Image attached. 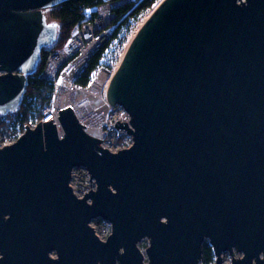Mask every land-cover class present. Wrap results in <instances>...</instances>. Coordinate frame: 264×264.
Segmentation results:
<instances>
[{
	"label": "water",
	"instance_id": "obj_1",
	"mask_svg": "<svg viewBox=\"0 0 264 264\" xmlns=\"http://www.w3.org/2000/svg\"><path fill=\"white\" fill-rule=\"evenodd\" d=\"M65 1L0 0L1 114L56 40L43 10ZM106 97L130 116L114 126L127 148H103L70 106L62 135L39 121L0 147V264H198L205 240L213 264H264V0L160 1ZM78 167L95 183L81 197Z\"/></svg>",
	"mask_w": 264,
	"mask_h": 264
},
{
	"label": "built area",
	"instance_id": "obj_2",
	"mask_svg": "<svg viewBox=\"0 0 264 264\" xmlns=\"http://www.w3.org/2000/svg\"><path fill=\"white\" fill-rule=\"evenodd\" d=\"M141 2L142 0H101L86 8L62 47L48 52L39 77L51 81L54 89L40 121L53 120L59 136L62 135V129L57 112L70 105L60 106L58 98L64 90L70 88L76 94L70 107L87 133L100 139V145L111 152L131 146L132 136L126 130L114 127L116 121L128 124L130 116L121 106L110 105L106 93L109 82L126 53L129 36L144 15L145 11L134 14ZM96 53H99V58L87 84H80L79 79ZM93 88L99 94L96 99L93 98ZM14 113L16 111L0 113V121ZM36 123H30L29 127H35ZM24 130L19 125L10 126L6 132V142L2 143L1 128L0 147L15 142ZM84 171L86 172L85 169ZM74 177L75 168L70 181Z\"/></svg>",
	"mask_w": 264,
	"mask_h": 264
},
{
	"label": "trees",
	"instance_id": "obj_3",
	"mask_svg": "<svg viewBox=\"0 0 264 264\" xmlns=\"http://www.w3.org/2000/svg\"><path fill=\"white\" fill-rule=\"evenodd\" d=\"M157 1L158 0H142L134 14L152 8ZM100 2L101 0H68L52 9L51 19L58 25L56 40L52 45L42 49L41 60L38 64L37 71L28 78L25 97L16 111V119L14 121H7V126L11 124L14 126L19 125L23 130L26 126H29L30 123L40 121L43 116V109L50 103L54 89V85L51 81L39 77V73L43 68L48 52L62 47L74 25L83 17L84 10ZM98 58L99 53H96L91 59L88 68L79 79L78 82L80 84H87L90 73L95 67ZM202 254V262L204 264H211L214 262L215 257L208 243L203 245Z\"/></svg>",
	"mask_w": 264,
	"mask_h": 264
},
{
	"label": "rangeland",
	"instance_id": "obj_4",
	"mask_svg": "<svg viewBox=\"0 0 264 264\" xmlns=\"http://www.w3.org/2000/svg\"><path fill=\"white\" fill-rule=\"evenodd\" d=\"M153 6H152V8H153ZM51 8L53 9L54 7H51ZM152 8L146 10L144 12V14L146 15ZM46 9H48V10H46ZM46 9H44L45 11L43 10V14L45 15L46 22L49 24H56L57 25V23H55V21H53V19H51L52 18L51 17L52 9H50V8H46ZM15 119H16V113L11 114V115L7 116L4 120L0 121V129L2 128V131H1L2 132L1 133L2 134L1 135L2 143L6 142V135L8 134L6 132L9 131L10 126H14L13 124H11L10 126H7L6 125L7 121H14ZM70 184L73 188V192L79 197L83 196L84 193L88 192L89 190L95 189V183L93 181H90L89 176L87 175V173L84 171V169L82 167L75 168V177L72 179V181H70ZM90 225L94 228L95 233L102 240H105L111 232V225L107 220H104L101 218H94L91 220ZM206 243H208L207 240H205L204 244H206ZM148 245H149V239H147V238L142 239L138 243V247L144 255V261L145 262H147V256L145 254V249L148 247ZM232 256L240 257L241 254L237 253L235 250L233 252V255H231L228 252L224 253L223 254L224 264H230ZM213 263H211V264H213ZM198 264H204L202 262V259H201V261H199Z\"/></svg>",
	"mask_w": 264,
	"mask_h": 264
},
{
	"label": "bare ground",
	"instance_id": "obj_5",
	"mask_svg": "<svg viewBox=\"0 0 264 264\" xmlns=\"http://www.w3.org/2000/svg\"><path fill=\"white\" fill-rule=\"evenodd\" d=\"M159 0L154 6L153 8L145 15H143L141 17V19L139 20V23L137 24L136 29L132 32V34L129 36V39L127 41L126 47L129 46V44L131 43V41L133 40V38L135 37L136 33L138 32V30L142 27V25L145 23V21L148 19V17L151 15L152 11L155 9V7L160 3ZM98 92L96 89L93 88V98L96 99L98 97ZM76 94L74 93L73 90H71L70 88H67L66 90H64L62 92V94L59 95V102H60V106H64V105H73V102L75 100ZM77 99V98H76ZM77 102H79V99L77 100ZM87 123V122H85Z\"/></svg>",
	"mask_w": 264,
	"mask_h": 264
}]
</instances>
